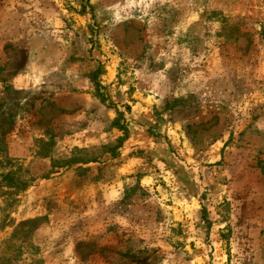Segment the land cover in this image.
<instances>
[{
    "label": "rangeland",
    "instance_id": "rangeland-1",
    "mask_svg": "<svg viewBox=\"0 0 264 264\" xmlns=\"http://www.w3.org/2000/svg\"><path fill=\"white\" fill-rule=\"evenodd\" d=\"M0 264H264V0H0Z\"/></svg>",
    "mask_w": 264,
    "mask_h": 264
}]
</instances>
